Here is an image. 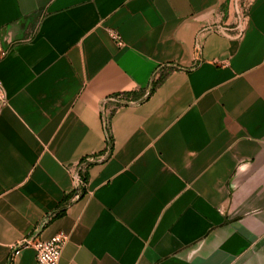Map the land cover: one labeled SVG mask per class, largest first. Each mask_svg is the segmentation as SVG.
<instances>
[{"label": "crops", "instance_id": "0c3cea01", "mask_svg": "<svg viewBox=\"0 0 264 264\" xmlns=\"http://www.w3.org/2000/svg\"><path fill=\"white\" fill-rule=\"evenodd\" d=\"M246 1L0 0V264L58 234L59 264H264V0Z\"/></svg>", "mask_w": 264, "mask_h": 264}, {"label": "built area", "instance_id": "2783aa9c", "mask_svg": "<svg viewBox=\"0 0 264 264\" xmlns=\"http://www.w3.org/2000/svg\"><path fill=\"white\" fill-rule=\"evenodd\" d=\"M116 41L122 45V40L119 36H113ZM7 94L0 82V113L4 108L8 106ZM105 127H107L106 119L104 118ZM108 139V146L111 147V140L109 134H106ZM88 167V163L82 162L78 167V170L75 175L76 182V194L77 196L82 195L84 186L87 187V184L83 182L82 174ZM69 241V236L65 234H58L55 237L44 240L38 236H30L24 239H21L16 244L11 247L10 254V264H13L15 259L20 255L23 250L33 249L36 253V259L38 264H59L62 257L63 250Z\"/></svg>", "mask_w": 264, "mask_h": 264}, {"label": "trees", "instance_id": "16d2710c", "mask_svg": "<svg viewBox=\"0 0 264 264\" xmlns=\"http://www.w3.org/2000/svg\"><path fill=\"white\" fill-rule=\"evenodd\" d=\"M91 166H93L92 163L88 164L87 169H86L85 172L82 174V179H83V182H84L85 184L88 183V180H89V170H90ZM85 193H87V187L84 186L83 191H82V195H81V196H83Z\"/></svg>", "mask_w": 264, "mask_h": 264}, {"label": "rangeland", "instance_id": "374dc122", "mask_svg": "<svg viewBox=\"0 0 264 264\" xmlns=\"http://www.w3.org/2000/svg\"><path fill=\"white\" fill-rule=\"evenodd\" d=\"M248 4H249V0H247L245 2V5H243L242 8L240 7V9L242 10L241 12L245 13L246 9L248 8ZM244 13H242V14H244Z\"/></svg>", "mask_w": 264, "mask_h": 264}]
</instances>
